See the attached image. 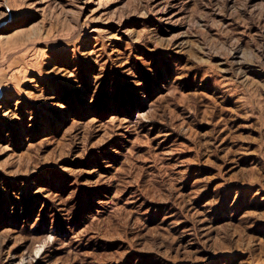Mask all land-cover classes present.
<instances>
[{"label":"rangeland","instance_id":"rangeland-1","mask_svg":"<svg viewBox=\"0 0 264 264\" xmlns=\"http://www.w3.org/2000/svg\"><path fill=\"white\" fill-rule=\"evenodd\" d=\"M0 264H264V0H0Z\"/></svg>","mask_w":264,"mask_h":264}]
</instances>
